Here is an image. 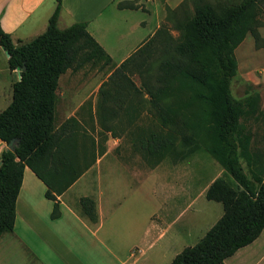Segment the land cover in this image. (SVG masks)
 <instances>
[{
    "label": "trees",
    "instance_id": "1",
    "mask_svg": "<svg viewBox=\"0 0 264 264\" xmlns=\"http://www.w3.org/2000/svg\"><path fill=\"white\" fill-rule=\"evenodd\" d=\"M118 8L136 9L131 2ZM61 12L57 0L45 32L19 45L3 30L0 16V47L9 54V69L21 75L12 102L0 113V140H19L0 157V238L13 231L26 167L46 185V197L55 201L52 217L58 218L57 196L106 152L108 133H122L153 164L179 163L204 149L225 170L230 180L217 178L206 191L207 200L223 205V216L172 262L225 264L264 230V145L251 128L264 122L261 92L254 88L237 99L231 90L236 49L248 35L261 40L264 0H184L168 14L172 26L159 27L120 65L90 34L88 21L61 29ZM171 29L180 32L178 38ZM87 65L109 73L98 92V142L75 117L56 125L61 76ZM80 205L96 222L95 202L84 197Z\"/></svg>",
    "mask_w": 264,
    "mask_h": 264
},
{
    "label": "crops",
    "instance_id": "2",
    "mask_svg": "<svg viewBox=\"0 0 264 264\" xmlns=\"http://www.w3.org/2000/svg\"><path fill=\"white\" fill-rule=\"evenodd\" d=\"M47 1L0 0L2 28L11 35L16 45L30 42L45 32L56 8V0H51L50 5H46ZM69 3V0H63L59 21L64 13L72 21L89 20L80 19L78 11ZM158 28L145 37L133 53ZM89 32L98 41L94 33ZM125 60L116 63L113 59V62L120 65ZM1 61L5 64L4 74L8 78V87L12 89L11 95L6 98L0 96V113L12 102L13 84L19 80L18 74L17 80L14 79L15 71L9 69L8 56L2 47ZM259 83L260 81H254L253 85L257 86ZM60 87L59 80L58 101ZM98 92L93 100L79 97L74 109L67 100L62 107L66 120L75 117L84 127L82 117L88 119L91 126L95 125L96 130L88 132L96 142L100 132L96 121ZM69 95L70 99L77 96L76 93ZM93 116L95 122H92ZM253 131L256 139L264 145V130ZM82 133L83 130H79L78 135ZM108 135L110 138L105 142L106 152L102 156L98 155L95 163L66 192L57 196L60 210L58 218L52 217L55 201L46 197V185L29 167L25 168L16 202L13 231L0 238V264H165L170 259L174 239L183 241L185 237L189 238V229L181 220L190 204L175 215L173 185L171 192L165 197L160 193L165 185L160 180L159 167L166 160L153 164L142 157L136 144L122 141L124 134L119 133L116 138H112L110 133ZM89 140L91 142V138ZM6 149L7 144L0 140V157ZM172 164L175 166L180 162ZM144 166L147 168L144 169ZM172 169V166L163 169L168 178L174 175ZM111 171L113 173L108 174ZM131 171H135L134 174L129 173ZM184 174L185 172L182 175ZM219 174L223 177V172ZM218 176L214 180L220 178ZM128 186L131 189L126 193ZM208 187L205 188L206 191ZM122 188L124 191H121ZM141 195L145 202L139 205L137 200ZM84 197L95 202L96 222L82 212L80 199ZM156 212H159L160 218H154ZM157 248H161L159 254ZM173 256L171 264L176 257ZM225 264H264V230L255 241L227 258Z\"/></svg>",
    "mask_w": 264,
    "mask_h": 264
},
{
    "label": "rangeland",
    "instance_id": "3",
    "mask_svg": "<svg viewBox=\"0 0 264 264\" xmlns=\"http://www.w3.org/2000/svg\"><path fill=\"white\" fill-rule=\"evenodd\" d=\"M183 1L184 0H69V4L78 11L77 15L80 19H89L86 20L89 22V31L94 33L98 42L113 57L114 61L118 63L122 61V59H127L131 56L141 41L151 34L156 27H161L163 25L171 27L172 23L168 21V14L170 10H176ZM126 2H131L136 9L126 8L120 10L118 4ZM50 4L51 0H48L46 5ZM179 17H181V14H179ZM75 22L79 21H72L70 16L64 13L58 25L61 29H64ZM170 33L174 38H178L180 35L179 31L173 29L170 30ZM259 34L261 36L260 42L256 43L254 37L248 35L244 42L236 49L235 55L238 63V70L236 76L232 80L231 90L232 95L238 99L254 88H258L261 92V104L264 109V27L259 29ZM4 65V62L1 61L0 96L6 98L8 95H11L10 92L12 88L8 87V78H6V74H4ZM17 74L18 72L15 71V80H17ZM108 76L109 73L107 69L100 70L90 65H87L78 72L68 70L62 75L60 78V99L58 101L56 125L58 126L66 121L62 111L63 104H66V100L70 101V105L73 109L76 108L79 97L83 96L89 98V100H93L100 85L107 80ZM133 79L139 86V76L135 75ZM254 81H260L259 85H253ZM69 93H76V98L72 97L70 99L68 97L70 96ZM62 96L65 98H62ZM81 121L84 122V128L86 130H94L88 119H82L81 117ZM148 122V118L142 120L143 124ZM263 125L264 122H259V124H251V128L252 130H264ZM109 138L110 136L108 135L107 139ZM87 141L89 142V139H87ZM122 141L129 143L131 142V137L126 135ZM260 145H262V143H260ZM172 163L171 160L166 159L159 167L160 180L165 185V189L161 190L160 193L165 197L167 193L171 192V186L173 185L175 192V215L190 204V208L186 211L184 219L181 220V223L185 224L189 229V238L185 237L183 241L174 239L170 259H167L165 264H171L172 255L175 257L184 248L194 246L198 243L207 231L223 216V205L218 202L207 200L205 188L214 181L217 175L220 177V172H223V177L225 179L230 180V177L221 165L204 149L191 155L189 158L185 159V161L180 162L179 165L174 166ZM145 166L144 169L147 168ZM171 166L174 175L168 178L163 169L170 168ZM111 170L114 172L113 168H111ZM112 171L108 174L111 175V173H113ZM134 172L135 171H131L129 173L134 174ZM183 172H185L184 175H182ZM114 173H117V171L115 170ZM162 182H160V185H163ZM113 186H115L114 183ZM130 189V186H128L125 190L126 193L128 190L130 192ZM121 191H124V188H122ZM137 202L139 205L144 204V196H139ZM156 217H161L159 212L155 213L154 218ZM160 251L161 248H157V254H159ZM149 257L151 258V253Z\"/></svg>",
    "mask_w": 264,
    "mask_h": 264
},
{
    "label": "water",
    "instance_id": "4",
    "mask_svg": "<svg viewBox=\"0 0 264 264\" xmlns=\"http://www.w3.org/2000/svg\"><path fill=\"white\" fill-rule=\"evenodd\" d=\"M6 55L9 57V54L6 52ZM18 75H19V79L21 78V75L20 73L18 72ZM18 141L17 139H13L9 144H7V149L6 150H10V151H14L17 144H18ZM0 166H1V158H0Z\"/></svg>",
    "mask_w": 264,
    "mask_h": 264
}]
</instances>
